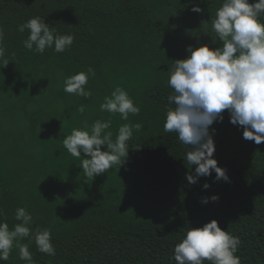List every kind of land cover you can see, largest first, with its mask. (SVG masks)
<instances>
[{
  "label": "trees",
  "instance_id": "1",
  "mask_svg": "<svg viewBox=\"0 0 264 264\" xmlns=\"http://www.w3.org/2000/svg\"><path fill=\"white\" fill-rule=\"evenodd\" d=\"M222 3L0 0L6 49L0 58V221L12 229L20 223L18 208L31 213L32 235L18 243L28 245L35 264H176L174 247L186 231L213 219L240 238L241 264H264V143L245 140L225 110L209 132L213 157L229 179L216 180L213 171L189 183L195 165H188L177 134L163 127L174 107L170 70L189 46H221L212 21ZM193 5L202 11L193 12ZM33 17L74 35L71 47L43 54L26 49L29 33L18 25ZM89 67L95 75L84 87L92 95L65 92L66 78ZM118 86L140 109L128 120L100 108ZM97 120L111 121L106 131L113 141L124 124L142 127L133 129L123 163L91 178L80 166L84 154L72 156L63 139ZM43 229L51 231L55 255L36 246L35 233ZM16 243L0 264H27Z\"/></svg>",
  "mask_w": 264,
  "mask_h": 264
},
{
  "label": "clouds",
  "instance_id": "2",
  "mask_svg": "<svg viewBox=\"0 0 264 264\" xmlns=\"http://www.w3.org/2000/svg\"><path fill=\"white\" fill-rule=\"evenodd\" d=\"M193 12H201L198 5H193ZM213 30L222 42L220 47L211 48L201 44L195 48L189 46V55L175 60L170 70L168 84L173 93L168 96L170 107L164 122L165 132H174L178 140L186 147V160L190 167L195 165V175L187 174L189 183H196L201 176H209L214 171L216 180L228 181L226 170L219 167L213 154L214 140L209 132L215 121H222V113L227 110L230 122L243 127V138L264 143V0H223L216 10L212 21ZM28 30L23 41L24 47L43 54L52 48L55 52H64L74 41L72 34H59L54 26L50 27L44 18L33 17L18 25V31ZM4 30L0 27V58L5 56ZM9 60L4 61V65ZM89 75H95L89 67L67 77L64 91L85 98L92 95L85 89ZM102 111L119 113L121 119L128 120L129 114H139V107L133 103L128 93L119 86L105 97L100 105ZM84 106L78 108L84 112ZM111 121H95L91 129H73L63 139V145L74 157L84 158L81 162L86 177L106 173L114 165H121L127 157L129 140L133 129L139 131L141 124L122 125L115 140ZM214 131V130H213ZM106 146V150H101ZM119 168V167H118ZM118 168L116 170H118ZM210 185L205 183L203 188ZM209 198H202L207 203ZM212 201L218 196L210 197ZM3 210L0 209V216ZM15 219L20 221L9 228L7 222L0 221V261L9 259L14 242L19 247V257L27 264H35L32 253L26 244L18 241L32 235V215L20 207L15 212ZM38 250L48 255H55L50 229L35 233ZM240 238L227 230H222L213 219L200 228H189L183 239L174 247L173 259L176 264H241L236 255Z\"/></svg>",
  "mask_w": 264,
  "mask_h": 264
}]
</instances>
